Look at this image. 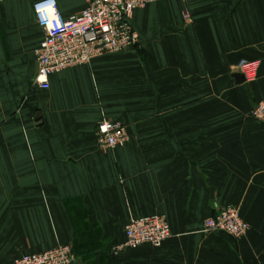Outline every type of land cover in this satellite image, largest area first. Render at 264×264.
Segmentation results:
<instances>
[{"label": "crops", "instance_id": "obj_1", "mask_svg": "<svg viewBox=\"0 0 264 264\" xmlns=\"http://www.w3.org/2000/svg\"><path fill=\"white\" fill-rule=\"evenodd\" d=\"M36 1L0 2V264L60 244L76 264H264V0H157L134 11L137 46L47 90ZM58 3L64 17L87 6ZM241 60L258 62L255 81L236 84ZM104 119L126 126L124 147L98 148ZM226 205L244 237L204 230ZM154 214L172 236L119 249L129 220Z\"/></svg>", "mask_w": 264, "mask_h": 264}, {"label": "built area", "instance_id": "obj_2", "mask_svg": "<svg viewBox=\"0 0 264 264\" xmlns=\"http://www.w3.org/2000/svg\"><path fill=\"white\" fill-rule=\"evenodd\" d=\"M2 0H0L1 2ZM157 0H87V6L71 17H64L58 0H38L33 10L44 36L36 50L38 72L34 82L42 89L50 87V77L66 69L91 63L104 55L121 52L139 44V34L133 26L134 11ZM247 82L258 77L256 61L241 60L236 66ZM253 117L264 124V98L257 104ZM98 148L112 151L129 141L126 126L118 120L104 119L96 132ZM250 224L234 205L221 207L205 220L208 233L222 232L236 238L244 237ZM172 236V229L163 215L132 217L125 226V241L119 249L136 248L144 244L162 246ZM71 244H60L41 252L25 254L15 264H76Z\"/></svg>", "mask_w": 264, "mask_h": 264}, {"label": "water", "instance_id": "obj_3", "mask_svg": "<svg viewBox=\"0 0 264 264\" xmlns=\"http://www.w3.org/2000/svg\"><path fill=\"white\" fill-rule=\"evenodd\" d=\"M232 76L235 79L236 84H242V83L246 82L245 76L241 72H239V70H237V69H235L232 72ZM40 118H41V113L38 112L37 116H36V119H35L36 121H38V124L41 123L40 122Z\"/></svg>", "mask_w": 264, "mask_h": 264}]
</instances>
